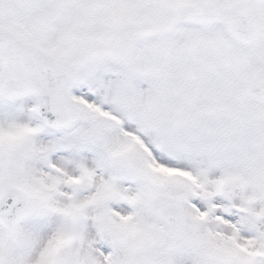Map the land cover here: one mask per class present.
Instances as JSON below:
<instances>
[{
    "label": "snow or ice",
    "instance_id": "snow-or-ice-1",
    "mask_svg": "<svg viewBox=\"0 0 264 264\" xmlns=\"http://www.w3.org/2000/svg\"><path fill=\"white\" fill-rule=\"evenodd\" d=\"M0 264H264V0H0Z\"/></svg>",
    "mask_w": 264,
    "mask_h": 264
}]
</instances>
